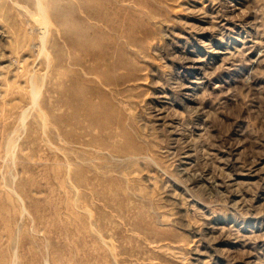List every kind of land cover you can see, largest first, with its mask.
<instances>
[{"label":"rangeland","instance_id":"374dc122","mask_svg":"<svg viewBox=\"0 0 264 264\" xmlns=\"http://www.w3.org/2000/svg\"><path fill=\"white\" fill-rule=\"evenodd\" d=\"M0 264H264V0H0Z\"/></svg>","mask_w":264,"mask_h":264}]
</instances>
